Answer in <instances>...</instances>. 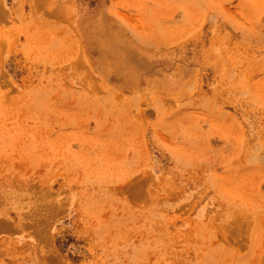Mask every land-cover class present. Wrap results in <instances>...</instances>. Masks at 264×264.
Segmentation results:
<instances>
[{
  "label": "rangeland",
  "instance_id": "rangeland-1",
  "mask_svg": "<svg viewBox=\"0 0 264 264\" xmlns=\"http://www.w3.org/2000/svg\"><path fill=\"white\" fill-rule=\"evenodd\" d=\"M0 264H264V0H0Z\"/></svg>",
  "mask_w": 264,
  "mask_h": 264
}]
</instances>
